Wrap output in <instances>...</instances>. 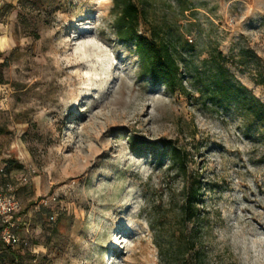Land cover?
<instances>
[{"label": "rangeland", "instance_id": "374dc122", "mask_svg": "<svg viewBox=\"0 0 264 264\" xmlns=\"http://www.w3.org/2000/svg\"><path fill=\"white\" fill-rule=\"evenodd\" d=\"M133 1L182 87L143 71L113 0L2 3L0 162L36 250L20 264H264V0Z\"/></svg>", "mask_w": 264, "mask_h": 264}, {"label": "trees", "instance_id": "16d2710c", "mask_svg": "<svg viewBox=\"0 0 264 264\" xmlns=\"http://www.w3.org/2000/svg\"><path fill=\"white\" fill-rule=\"evenodd\" d=\"M112 9L115 12L113 25L116 35L121 41L134 44L137 55L142 62L143 71L147 72L153 79L160 80L170 91H173L177 86L182 87L174 49L169 40L164 38L156 40L154 37L149 38L138 33L140 10L133 0H113ZM243 102L245 108L252 114H258V107L263 108V105L259 102L255 105L251 101H246V99H243ZM259 118L264 120V117L260 116ZM171 156L183 169V156L176 147L172 149ZM1 163H4V168L3 173L0 174V185L13 184L11 171L18 165L13 159H6ZM198 186L197 181H193L191 184L188 193L189 203L196 202ZM16 190L15 195L17 196ZM5 255L10 256L13 264H20L25 256H34L27 249L3 246L0 243V261Z\"/></svg>", "mask_w": 264, "mask_h": 264}, {"label": "built area", "instance_id": "2783aa9c", "mask_svg": "<svg viewBox=\"0 0 264 264\" xmlns=\"http://www.w3.org/2000/svg\"><path fill=\"white\" fill-rule=\"evenodd\" d=\"M4 163L0 162V174L3 173ZM34 170H31V174ZM31 174L22 175L21 183H26L31 178ZM13 184L6 183L0 185V243L3 246L21 247L27 249L31 254L35 255L36 250L31 246V242L27 236L21 235L19 227L24 226L22 220L21 204L15 195ZM49 220H53L51 215ZM27 231V229H25Z\"/></svg>", "mask_w": 264, "mask_h": 264}, {"label": "crops", "instance_id": "0c3cea01", "mask_svg": "<svg viewBox=\"0 0 264 264\" xmlns=\"http://www.w3.org/2000/svg\"><path fill=\"white\" fill-rule=\"evenodd\" d=\"M5 1H8V2H12V3H14L15 2V0H0V12H1V6H2V3L3 2H5Z\"/></svg>", "mask_w": 264, "mask_h": 264}]
</instances>
